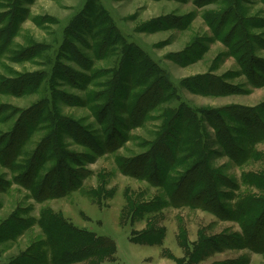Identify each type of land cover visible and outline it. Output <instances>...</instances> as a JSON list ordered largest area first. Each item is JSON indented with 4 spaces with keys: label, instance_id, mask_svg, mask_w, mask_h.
<instances>
[{
    "label": "rangeland",
    "instance_id": "obj_1",
    "mask_svg": "<svg viewBox=\"0 0 264 264\" xmlns=\"http://www.w3.org/2000/svg\"><path fill=\"white\" fill-rule=\"evenodd\" d=\"M258 202L264 0H0V264H264Z\"/></svg>",
    "mask_w": 264,
    "mask_h": 264
},
{
    "label": "trees",
    "instance_id": "obj_2",
    "mask_svg": "<svg viewBox=\"0 0 264 264\" xmlns=\"http://www.w3.org/2000/svg\"><path fill=\"white\" fill-rule=\"evenodd\" d=\"M87 176V174H83L82 177L85 178ZM206 180V176H203ZM207 180H210V178L208 177ZM209 182V181H208ZM81 185V181H71L70 184L68 183H63L62 186L58 187L54 192H50L51 190H49V192H47L46 194H42V195H38V199L39 200H44L47 199L49 197L52 196H64L66 195L68 192H70V190L76 189L77 187H79ZM174 195V194H173ZM207 198H210L207 194ZM211 199V198H210ZM259 205H256V207L254 206L251 211V215H252V224L255 226V223L257 222V220H260V218H262L264 216V204L263 202H258ZM252 224H248L246 227H249ZM262 228V227H261ZM260 228V229H261ZM249 229V228H248ZM254 231V229H253ZM55 232L63 237V233L60 230H55ZM66 236H69V239H71V241L68 240V242H70V244H68L69 247L67 248H63L60 249L58 252H56L55 256H53V259H55L56 263L58 264L60 261H62L64 264H68V261H72L74 260L76 257L78 256H86L87 255V251L91 249V247H93L94 245V241L91 239H83V240H78V239H74V235L73 233H67ZM106 239H102V241L104 242ZM57 241H59L60 243H62V239H57ZM31 251V250H30ZM262 251V249H261ZM103 256H105L104 254H100V256H98V259L95 260V262L93 261V264H110L108 262H103L101 261V259H104ZM40 257L43 258V262L47 261L45 255L40 254ZM80 258V257H79ZM77 258V259H79ZM75 259V260H77ZM37 259H34V261L36 262Z\"/></svg>",
    "mask_w": 264,
    "mask_h": 264
}]
</instances>
